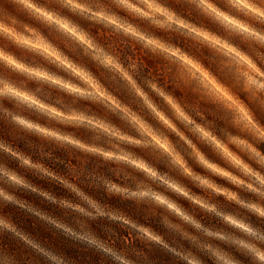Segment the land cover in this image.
<instances>
[{
  "label": "clouds",
  "instance_id": "clouds-1",
  "mask_svg": "<svg viewBox=\"0 0 264 264\" xmlns=\"http://www.w3.org/2000/svg\"><path fill=\"white\" fill-rule=\"evenodd\" d=\"M81 253L264 264V0H0V264Z\"/></svg>",
  "mask_w": 264,
  "mask_h": 264
},
{
  "label": "trees",
  "instance_id": "trees-1",
  "mask_svg": "<svg viewBox=\"0 0 264 264\" xmlns=\"http://www.w3.org/2000/svg\"><path fill=\"white\" fill-rule=\"evenodd\" d=\"M38 182H39V183H44V182H42V181H38ZM45 186H47V185H45ZM56 190H57V191H60L59 189H56ZM33 195H34V194H33ZM29 198H32V197L30 196ZM38 199H39V198H37V201H38ZM110 203H112V204H114V205H116V206H119V207H125V208L128 207V204H129V202H122V201H119V200L116 199V198H113V199L110 201ZM13 211H15V210H13ZM15 214H16L18 220H20V222H22V223L24 224V226L27 227L29 230H31V231H35V232H38V233H40V234L43 235V236H47L49 239H54V242H55L58 246L65 248V249H66L67 251H69V252H73V253L76 252V249L73 248V247H71V245L73 244V242H72L71 240H67V239H64V238H62V237H56V238H53V237H51V235H50L49 233L45 232V231L43 230V228H41L40 225H36V227L33 228V227H32V224H31V221H30L28 218L24 217L22 214H20V213H18V212L15 213ZM118 231H120V230H118ZM125 234H126V233H125ZM80 255H81V259H82V264H91V261H90V259H89V256H90L89 253H81ZM92 259H95V258L93 257Z\"/></svg>",
  "mask_w": 264,
  "mask_h": 264
}]
</instances>
